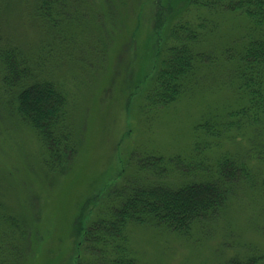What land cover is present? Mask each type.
<instances>
[{
  "label": "rangeland",
  "instance_id": "1",
  "mask_svg": "<svg viewBox=\"0 0 264 264\" xmlns=\"http://www.w3.org/2000/svg\"><path fill=\"white\" fill-rule=\"evenodd\" d=\"M184 1L64 0L69 22L60 30L61 48L55 49L70 54L51 68L69 95L68 112L81 137L66 168L65 161L53 167L46 163L49 152L31 125L13 112L0 76V215L20 224L10 236L8 221L0 222V264H75L80 237L75 224L83 200L146 175L135 172L133 151H140L138 158L147 151L164 158L186 154L194 124L208 108H223L231 92L217 86L226 65L220 67L222 55L197 62L196 85L175 101L153 107L145 100L171 23L178 17L194 20L200 12L184 10ZM32 4L0 0V46L15 44L28 56L39 48L45 33L31 17ZM218 14L211 12L213 31L205 38L206 48L216 54L243 34L247 23L241 15ZM72 15L76 18L70 22ZM158 17L164 26L159 33ZM163 165L171 169L170 162ZM234 191L215 221L203 218L189 235L152 224L132 227L137 259L143 264H227L242 252L264 253L258 194L241 183ZM96 206L91 202L88 208Z\"/></svg>",
  "mask_w": 264,
  "mask_h": 264
},
{
  "label": "trees",
  "instance_id": "2",
  "mask_svg": "<svg viewBox=\"0 0 264 264\" xmlns=\"http://www.w3.org/2000/svg\"><path fill=\"white\" fill-rule=\"evenodd\" d=\"M184 2V10L192 7L200 12L194 20L178 17L171 23L169 43L164 44L145 100L153 107L175 101L196 85L197 62H213L220 55V67L226 65L221 68L217 86L230 90L231 96L223 108H208L194 124L192 147L186 154L164 158L147 151L144 158H138L140 151L132 150L131 158L138 166L134 171L147 174H135V178L112 188L113 196L109 189L102 194L101 204L102 195L98 194L83 200L75 224L80 236L75 264H143L134 253L131 230L152 224L189 235L203 218L211 216L212 221L216 220L213 218L218 217L238 183L258 194L255 197L264 229V0ZM63 3L64 0H34L31 17L45 33L41 47L28 56L15 44L0 46V76L13 112L31 125L49 152L46 163L53 167L65 161L66 168L81 137L77 135V122L68 112L69 95L54 79L58 72L51 68L59 62H55L57 58L70 54L55 49L61 48L57 45L60 30L69 22ZM214 11H228L247 21L244 33L226 44L220 54L205 46V38L213 31L209 25ZM74 18L76 15L70 22ZM161 27L162 19L158 17L155 31L159 33ZM169 162L171 169L163 165ZM169 175L172 181L167 179ZM91 202L97 205L94 210L88 208ZM1 221H8L10 236L20 226L11 215H0ZM4 252L6 256L10 253ZM232 257L227 264H264V253L260 251L249 250Z\"/></svg>",
  "mask_w": 264,
  "mask_h": 264
}]
</instances>
